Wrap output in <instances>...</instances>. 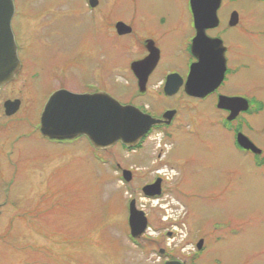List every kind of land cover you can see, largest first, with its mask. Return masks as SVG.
<instances>
[{
    "label": "rangeland",
    "instance_id": "374dc122",
    "mask_svg": "<svg viewBox=\"0 0 264 264\" xmlns=\"http://www.w3.org/2000/svg\"><path fill=\"white\" fill-rule=\"evenodd\" d=\"M38 1L30 0L34 3L31 8L29 0H14L16 12L35 16L58 2L44 0L43 11L40 3L41 8L33 12ZM69 4L76 10L81 0ZM183 5L182 0H118L115 15L127 17L134 11L138 16L158 18L167 13L172 17H165L161 28L149 19V28L163 32L185 17ZM81 19L86 28L57 27L70 21L54 16L46 26L54 30L44 42L23 52L25 78L33 77L22 92L20 111L12 118L15 124L4 122L6 127L0 132V180L5 179L0 188L10 187L5 183L13 176L9 193L19 194L11 195L12 200L23 203L14 213L16 222H0V264H162L170 257L183 264H264V169L238 153L227 133L209 125L206 117L212 109L204 107L205 117L195 122L179 123L163 142L162 135L154 131L135 152L119 145L97 150L88 141L57 146L35 134L17 140L21 133H33L44 101L59 86L78 94L99 89L118 102L128 101L129 39L112 40L104 33L107 38L99 45L86 13ZM183 35L181 28L168 33L162 47L167 66L172 64L168 59L179 55L176 44ZM21 83L17 80L0 94V108L2 97L8 92L19 94ZM145 102L154 111L175 106L173 100L151 98ZM248 135L259 148V136ZM79 147L80 158L67 160L48 175V162L62 150L78 152ZM260 147L264 150V140ZM163 164L168 170L175 169L178 176L163 185V197L154 206L142 198L140 188L155 179V171ZM116 165L131 171L129 184L119 182ZM32 188L40 192L34 198ZM33 199L37 207L30 212ZM131 200L148 216L150 233L145 237L151 243L143 238L133 242L129 237ZM164 205L180 216L174 227L161 220ZM180 229L187 243L195 246L202 239L203 248L179 257L177 251L167 252L168 256L159 259L155 244L164 245Z\"/></svg>",
    "mask_w": 264,
    "mask_h": 264
},
{
    "label": "flooded vegetation",
    "instance_id": "af4514ba",
    "mask_svg": "<svg viewBox=\"0 0 264 264\" xmlns=\"http://www.w3.org/2000/svg\"><path fill=\"white\" fill-rule=\"evenodd\" d=\"M43 1H38L34 5L33 12L39 10L42 5L40 10L43 11L45 6ZM57 1L53 2L50 8H46L43 12L33 16L18 14L13 0L14 14L11 30L19 68L13 81L2 87L0 94L6 93L7 89L17 80L20 79L22 83L18 89L19 94L12 93L13 95H9L10 92H8L2 97L0 132L6 127L3 125L4 122H14L12 118L22 107V92L26 90L27 82L33 77L29 75L27 80L25 78L26 61L23 52L29 50L35 43L44 42L45 38L49 36V31L54 30L46 27L54 21V16L59 15L70 21L67 24H56L57 27L73 25L81 28L85 27L81 18L86 13L87 18L90 19L88 24L95 31L99 45L107 36L112 40L129 39V50L132 56L128 64L130 97H128L127 102L119 101V103L123 106L135 107L143 114L156 119H160L166 112L174 113L168 124L152 128L151 135L154 131H158L162 135L161 141L163 142L168 134L171 136L169 131L178 126L179 123H192V121L195 122L199 118L205 117L203 108L207 107L208 110L212 109L210 115L206 117L209 125L227 133L238 153L250 157L252 164L264 169V150L260 147L261 140H264V0H182L186 13L185 17L177 20L174 25H170L163 32H159L153 26L149 28V19H153L155 25L161 28V25L166 23L165 17H172L167 13L160 14L161 16L158 18L153 16L148 18L143 15L138 16L133 11V15L128 14L126 17L125 15H115L118 0H81V6L76 10L71 9L69 4L71 0ZM29 4L32 8L33 5L31 4L34 3L29 0ZM60 12L63 14H59ZM47 20L49 21L45 22ZM119 24L127 27L129 32L120 34L117 29ZM178 28H181L185 35L176 44L179 55L176 54L174 60L168 59L172 64L167 66L163 60L162 47L168 33ZM104 33L107 36L104 37ZM168 45L175 48L172 44ZM149 55L150 57L157 56L154 66H151L153 60L150 59L143 69L135 70L132 68L133 64L141 62ZM35 57L36 59L39 58L38 54ZM60 90L78 94L64 86L55 88L42 105L38 120L34 124V130H32L33 133H21V135H17V140L22 136L35 134L44 141L53 142L57 146L68 147L77 145L79 141L81 144L88 141L84 136L70 141L48 140L42 137L39 131V123L44 106L49 97ZM99 93L106 94L99 89H87L79 95ZM151 98L167 100L168 103L173 100L175 106H165L163 110H156L157 113H155L156 111L152 110L145 102ZM15 100L19 101L18 110L13 115L6 116L3 104L6 101ZM255 118L257 119L256 123L252 122V119ZM248 134L259 136V148ZM247 142L253 146L252 149L245 146ZM115 145L125 149L120 143ZM75 152L62 150L60 156L48 162L51 163V166L48 167L50 169L48 175L52 176L51 173L58 167L60 168L61 164L67 160L68 163L72 158L81 157V147H79L78 152ZM8 163L14 168L16 167L12 161ZM46 166L44 165V167ZM116 170L121 177V172L124 169L116 165ZM28 174L29 171H26L27 181L30 180ZM51 176H48L49 180ZM131 177L133 179L132 173ZM3 180L5 179L1 178L0 181ZM13 182L15 179L11 176L10 180L5 183L6 186L10 187L0 188V222L2 223L6 221L7 223L16 222L17 216L14 213L18 206L23 203L12 200L11 195H19L9 193ZM153 182L154 180L151 181V183ZM30 190L33 198L40 193L39 190L36 191V188ZM36 207V200L33 199L29 211H34ZM6 208L9 209L5 210ZM145 242L147 243V241Z\"/></svg>",
    "mask_w": 264,
    "mask_h": 264
},
{
    "label": "water",
    "instance_id": "95a60500",
    "mask_svg": "<svg viewBox=\"0 0 264 264\" xmlns=\"http://www.w3.org/2000/svg\"><path fill=\"white\" fill-rule=\"evenodd\" d=\"M14 14L13 0H0V88L11 82L19 68L16 46L11 31V19ZM120 34H127L129 29L119 24ZM157 56L150 55L133 64L135 70L143 69ZM152 68V67H151ZM6 116L13 115L19 108V101H6L3 104ZM173 112H166L160 119L143 114L132 106H123L107 94H72L65 90L56 91L47 100L40 117L39 131L48 140H73L84 136L93 148L106 150L117 143L127 149H135L151 128L168 124ZM246 143V142H245ZM246 147L253 146L247 142ZM123 180H131L129 172H123ZM146 198L159 197L161 181L144 186L141 190ZM128 228L130 237L138 240L147 228V219L143 212L137 211L134 200L128 206ZM203 241L196 245L202 248ZM163 254V251H160ZM164 264H181L178 261H167Z\"/></svg>",
    "mask_w": 264,
    "mask_h": 264
},
{
    "label": "built area",
    "instance_id": "2783aa9c",
    "mask_svg": "<svg viewBox=\"0 0 264 264\" xmlns=\"http://www.w3.org/2000/svg\"><path fill=\"white\" fill-rule=\"evenodd\" d=\"M159 176H163L166 179L171 178V174L173 175L172 171H168L166 169H161L160 171L157 172ZM160 200L152 201L154 206L157 205V203ZM165 212V215L163 217L164 221L171 220L172 222H177L179 217L178 214L169 207V205H164L162 208ZM174 227V225H172ZM171 226V227H172ZM172 238H167L166 239V247L169 249H178L181 254H189L191 251H193V248L191 245L185 244V236L183 231L180 229L174 230V233H172Z\"/></svg>",
    "mask_w": 264,
    "mask_h": 264
}]
</instances>
